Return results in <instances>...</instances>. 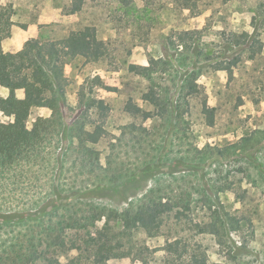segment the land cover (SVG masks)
<instances>
[{
    "label": "rangeland",
    "instance_id": "374dc122",
    "mask_svg": "<svg viewBox=\"0 0 264 264\" xmlns=\"http://www.w3.org/2000/svg\"><path fill=\"white\" fill-rule=\"evenodd\" d=\"M69 2L1 0L13 24L2 42V50L17 52L37 39L60 40L73 30L95 27L97 38L106 44V54L98 62L75 60L66 66L69 81L66 101L75 113L65 123L69 125L71 117L83 114L80 124L85 123L90 131L101 126L102 136L98 143H88L85 148L76 140L70 141L71 134L61 138L57 146L47 149L42 165L25 171L20 184L0 188V209L35 212L40 202L52 203L53 200L46 198L54 195V187L62 191L63 197L74 193L82 197V191L96 185L94 176L104 173L106 177L124 175V179L134 175L137 180L119 189L111 187L95 199L84 198L80 203L123 212L153 188L161 189L173 199L180 195L188 202L193 197L199 198L197 189L204 185L220 190L221 203L234 213L235 220H244L242 230L231 234L238 244L249 242L254 251L242 264L250 261L264 264V183L258 181L257 187L251 177L239 171L246 164L235 155L206 160L196 170L189 166L195 149L227 146L246 135H254L257 143H264V50L255 61L248 60L247 54L242 55L232 76L227 71L216 70V66L230 63L238 55V50L229 43L232 34L253 32L256 0H236L222 8L220 14L207 10L196 17L176 8L175 0H134L129 9L121 8L116 0H97L88 2L80 13L67 15ZM146 7H151L153 13H147ZM29 28L38 29L36 39L27 40L24 30ZM183 30L194 33L197 37L194 44H199L205 54L197 58L200 70L192 67L189 52L174 47ZM188 43L193 40L189 38ZM158 62L161 68L151 79L128 72L130 64L154 66ZM193 68L198 71L196 77L192 75ZM151 88L167 103L166 115L142 100ZM9 94L8 89L0 87V97L7 98ZM16 96L24 97L23 91H16ZM92 99L106 101L109 109L105 115L97 109L87 111V103ZM129 100L149 117L144 119L142 115L126 112ZM204 101L209 108H215L212 124L202 111ZM51 116L48 108L32 109L28 127L32 128L38 117ZM0 120L7 123L12 119L0 112ZM157 156L162 158L158 163ZM148 162L151 168L146 172ZM247 173L256 177L253 170ZM153 174H156L154 178ZM70 191L72 194H68ZM203 207L200 198L192 201L191 212H187L182 222L173 219L174 210L155 237L142 230L134 231L131 240L119 236L131 255L111 259L108 264H169L166 260L172 256L164 251L152 252L177 238L184 241L189 254L200 246L201 252L210 257V264H230L225 263L224 255L211 237L197 235L192 230L191 222L206 220ZM114 229L117 233L118 225L114 224ZM143 247L149 249L144 250V261L134 260ZM189 261L185 255L175 264H190Z\"/></svg>",
    "mask_w": 264,
    "mask_h": 264
},
{
    "label": "trees",
    "instance_id": "16d2710c",
    "mask_svg": "<svg viewBox=\"0 0 264 264\" xmlns=\"http://www.w3.org/2000/svg\"><path fill=\"white\" fill-rule=\"evenodd\" d=\"M93 1L97 0H70L66 14H78L88 2ZM116 1L123 9H129L134 3V0ZM234 1L236 0H175V4L180 11L187 10L196 17L207 10H211L214 15L220 14L222 8L229 7ZM146 12L153 13L152 8H147ZM254 13L253 32L232 34L229 43L238 50V55L230 63L216 66L217 71H227L232 76L242 55L247 54V59L251 61L262 55L264 0H256ZM10 17L11 14L2 6L0 0V87L10 91L7 98L0 97V112L12 119L7 123L0 120V188H5L8 184H20L25 171H32L34 167L42 165V162H45L43 156L48 155L47 149L57 146L64 136L71 134L70 141L76 140L83 148L88 143H98L102 136L101 126H97L95 131H90L85 128V123L80 124L83 114L71 117L72 122L69 125L65 123L70 115L75 113L66 101L69 84L65 74L66 66L75 60H84L86 63L98 62L106 54V44L97 38L95 27L86 26L73 30L66 38L60 40L37 39L18 52H4L2 42L9 35L10 26L13 25ZM193 34L188 30L180 31L179 42L177 46L173 43V46L177 50L182 47L189 52L193 58L191 65L197 68V58L205 54L202 53L199 44H194L196 36ZM189 38L193 43H188ZM164 63L168 68L167 62ZM160 68V62L154 66L130 64L128 72L151 79ZM194 70L195 68L192 75L196 77L195 73L198 71ZM17 90H23V98L16 96ZM154 90L151 88L149 92L143 94L142 100L159 109L161 115H166L167 103L161 101L159 93ZM192 90L196 91L195 88ZM35 108H48L52 111V116L38 117L33 127L29 128L28 115ZM90 109H97L105 115L109 105L105 100L92 99L87 103V111ZM125 110L134 116L142 115L144 119L149 117L147 112L131 100L127 102ZM202 111L212 124L215 108H209L207 101H204ZM256 138L254 135H246L238 142L227 146L195 149L189 166L196 170L206 160L216 157L225 159L235 155L246 164L240 166L239 171L251 177L254 185L258 187V181L264 183V143H257ZM260 154L262 157H259ZM161 160V157H156L157 163ZM150 164V162L145 164L146 172L150 170ZM88 165L93 167L91 162ZM249 170L255 171L256 177L247 173ZM160 174L162 172H157V175ZM104 175L105 173L95 175L93 180L96 185L82 191V197L76 193L63 197L61 190L54 187L52 189L54 195L44 197L46 201L49 198L53 200L52 203L47 205L46 202L39 201L40 205L35 212L21 209L8 212L0 209V235L4 234L3 237L0 236V264H108L114 258L130 257L131 253L126 251L122 239L131 240L133 232L137 230H142L149 237L157 236L164 226L165 219L170 218L174 210L173 219L182 222L187 212H191L192 201L199 198L207 216L206 220L191 222L192 230L197 235L211 237L220 248V254L224 255L225 263L242 264L247 260V256L254 252L249 242L238 244L231 237L232 232L242 230L244 220L240 218L235 220L234 213L221 203L218 192L220 190L202 185L197 189L199 198L193 197L187 202L180 195L179 198L173 199L169 194L162 193L161 189L153 188L123 212L90 203H80L85 200L84 198L95 199L98 195L110 191L111 187L119 189L127 182L130 184L137 180L134 175L128 176L127 179H124V175L112 177ZM155 176L156 174H153L152 178ZM68 194H72L71 191ZM88 194H92V197H86ZM58 198L62 200L58 201ZM100 222H103L102 227H99ZM114 224L119 227L117 233ZM119 236L122 239H118ZM141 250L134 260L144 261V250L149 249L143 247ZM159 251L173 257L166 260L169 264H175L185 255L189 256L190 264H210V257L201 252L200 246L189 254L187 245L178 238L172 242L167 241L163 249L152 253Z\"/></svg>",
    "mask_w": 264,
    "mask_h": 264
},
{
    "label": "crops",
    "instance_id": "0c3cea01",
    "mask_svg": "<svg viewBox=\"0 0 264 264\" xmlns=\"http://www.w3.org/2000/svg\"><path fill=\"white\" fill-rule=\"evenodd\" d=\"M32 28H37V27H32ZM32 28L24 30V32L27 34V40L36 39L38 36V29H32ZM4 52H13V51H6L5 50ZM17 91H23V90H17ZM23 94H24V92H23ZM19 98H23V97H19Z\"/></svg>",
    "mask_w": 264,
    "mask_h": 264
},
{
    "label": "clouds",
    "instance_id": "9594fccd",
    "mask_svg": "<svg viewBox=\"0 0 264 264\" xmlns=\"http://www.w3.org/2000/svg\"><path fill=\"white\" fill-rule=\"evenodd\" d=\"M63 260V259H62Z\"/></svg>",
    "mask_w": 264,
    "mask_h": 264
}]
</instances>
